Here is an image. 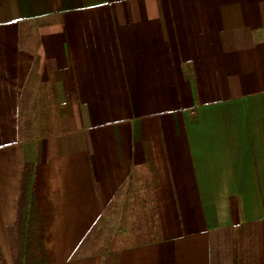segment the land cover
<instances>
[{
	"label": "crops",
	"instance_id": "obj_1",
	"mask_svg": "<svg viewBox=\"0 0 264 264\" xmlns=\"http://www.w3.org/2000/svg\"><path fill=\"white\" fill-rule=\"evenodd\" d=\"M27 165L54 264H264V0H0L2 251Z\"/></svg>",
	"mask_w": 264,
	"mask_h": 264
},
{
	"label": "rangeland",
	"instance_id": "obj_2",
	"mask_svg": "<svg viewBox=\"0 0 264 264\" xmlns=\"http://www.w3.org/2000/svg\"><path fill=\"white\" fill-rule=\"evenodd\" d=\"M135 193L125 202H120L122 207L119 210V220L126 232L122 238L129 243L151 239V230L157 224L156 219L150 215L149 200H144L147 196L144 187L140 186ZM117 204L118 202L114 203V209H118ZM28 213L23 222L16 224L8 234V247L3 251L0 248V264H54L45 246L38 211L34 213L29 208ZM102 227L104 228V225ZM90 236L98 242L101 236L100 228Z\"/></svg>",
	"mask_w": 264,
	"mask_h": 264
},
{
	"label": "trees",
	"instance_id": "obj_3",
	"mask_svg": "<svg viewBox=\"0 0 264 264\" xmlns=\"http://www.w3.org/2000/svg\"><path fill=\"white\" fill-rule=\"evenodd\" d=\"M33 190H34L33 166L27 165L23 176L22 190L19 198L18 217L16 223L17 225L23 222L24 217L28 216L29 208L34 213H37V206H36Z\"/></svg>",
	"mask_w": 264,
	"mask_h": 264
}]
</instances>
